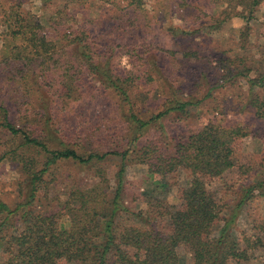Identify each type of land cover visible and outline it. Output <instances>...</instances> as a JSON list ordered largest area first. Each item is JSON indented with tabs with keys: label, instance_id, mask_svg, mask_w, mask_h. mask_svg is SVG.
<instances>
[{
	"label": "trees",
	"instance_id": "trees-1",
	"mask_svg": "<svg viewBox=\"0 0 264 264\" xmlns=\"http://www.w3.org/2000/svg\"><path fill=\"white\" fill-rule=\"evenodd\" d=\"M41 1L42 11L53 9L47 21L22 2L0 0V68L27 100L15 117L0 105V135L6 137L0 163L11 161L22 177L19 202L10 206L0 200V264H246L253 251L264 252V219L254 223L248 237L240 240L234 233L237 212L264 198V180L242 186L231 214H224L208 189L209 183L229 189L249 172L242 157L245 128L214 119L174 144L145 136L163 119H187L193 108L227 84L244 88L246 104L264 120V70L243 53L223 52L217 63L220 77L210 82L203 99L188 100L181 88L166 87L163 110L147 117L134 89L138 80L147 76L152 81L151 75L161 70L157 55L144 46L128 47L133 69L120 76L111 66L117 59L113 44L98 43L83 25L95 13L128 16L143 11L146 0ZM218 2L224 9L221 16L204 29L241 19L246 27L240 52L248 50L250 23L264 0ZM167 31L172 38H183L202 30L170 26ZM85 78L114 94L126 124L124 138L101 151L84 144L80 148L75 137L82 132L54 125L56 110L80 97ZM61 163L88 169L93 183L70 190L64 200L52 197L50 187L58 179L49 178ZM133 165L146 166L148 182L155 186L146 194V210L127 205V173ZM180 168L189 172L191 182L178 190V203L155 198V191L165 190L167 178ZM53 205L58 211L51 210Z\"/></svg>",
	"mask_w": 264,
	"mask_h": 264
},
{
	"label": "rangeland",
	"instance_id": "rangeland-1",
	"mask_svg": "<svg viewBox=\"0 0 264 264\" xmlns=\"http://www.w3.org/2000/svg\"><path fill=\"white\" fill-rule=\"evenodd\" d=\"M15 1L22 2L26 9L37 12L43 21H47L53 12V9L42 11L41 0ZM223 10L218 0H146L143 11L128 16H124L120 11L116 14L110 11L102 17L95 13L83 20V25L84 28H89L98 43L113 44L117 59L111 66L120 76H127L133 69L129 57L133 52L128 47L144 46L152 50L150 54L157 55L161 70L151 75L152 81L147 76L138 80L134 89L135 101L148 117L163 110L167 98L164 95L166 87L181 88L185 99L188 100L203 99L208 93L210 82L215 83L220 77L217 63L223 52L232 50L243 53L244 56H249L259 69L264 70V54L261 51L264 46V8L258 11L256 20L250 23V35L246 44L248 50L244 52H240L241 30L246 27L243 20L230 18L219 29H204L205 26L214 24ZM118 23L122 26L120 30ZM170 26L191 32L202 31L185 34L183 38H172L167 31ZM119 34L123 35L122 39H119ZM81 86L82 94L77 100L67 102L62 109L58 107L54 125L69 133L82 132L83 135L75 137L80 148L84 144L101 151L115 146L117 141L124 138L126 132V124L116 97L110 91H105L92 78H85ZM243 91L244 88L230 84L218 88L213 92L212 98L203 101L198 109L193 108L187 119L180 121L177 120V115H173L163 119L161 125L152 126L145 135L147 139L161 137L163 143L174 144L191 133L198 132L214 119L227 126L245 128L248 136L243 141L242 157L243 162L250 166L249 172L238 178L229 189L221 183H209L208 186L224 208V214L233 212L232 208L239 200L242 186H250L264 180V120L257 118L254 110L246 104L247 99ZM26 102L18 87L7 79L5 71L0 68V105L8 108L15 117L18 107L25 108ZM5 138L0 135V145L5 143ZM2 149L0 146V157ZM147 169L146 166L135 165L128 169L126 200L128 207L134 211L148 209L146 194L155 189V186L148 182ZM110 170L113 172V167ZM52 174L54 175L49 179H58V182L51 185L49 194L61 200L67 198L70 190L90 187L94 181L88 169L73 163L59 164ZM21 179V174L11 161L6 159L0 163L1 201L10 206L19 202L18 183ZM166 182L168 187L163 191L156 190L154 197L166 198L171 204H177V192L190 185L191 175L180 168L172 173ZM53 202L52 204L57 203ZM50 208L58 211L57 205ZM263 219L264 198L258 197L237 212L234 233L240 240L248 237L253 234L254 223ZM179 252L182 256L185 255L184 248ZM252 254L251 261L246 264H264V252L256 250Z\"/></svg>",
	"mask_w": 264,
	"mask_h": 264
}]
</instances>
